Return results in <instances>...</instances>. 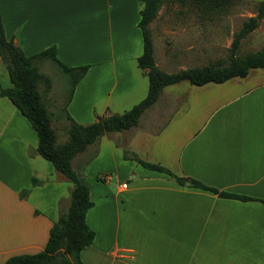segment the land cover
<instances>
[{
  "label": "crops",
  "instance_id": "1",
  "mask_svg": "<svg viewBox=\"0 0 264 264\" xmlns=\"http://www.w3.org/2000/svg\"><path fill=\"white\" fill-rule=\"evenodd\" d=\"M140 8L139 0H0L4 33L25 55L54 46L63 64L89 66L66 106L80 124L122 113L146 96L148 78L137 66ZM160 13L149 28L155 65L165 72L216 62L214 42L224 51L236 33L227 26L226 35L215 36L214 25L186 17L156 26ZM256 13L227 15L241 17L242 25ZM241 42L250 43V52L264 49V15ZM9 86L0 57V89ZM91 146L72 159L73 167L84 159L78 168L91 150L99 163L83 169L93 202L85 220L94 238L80 252L82 264H264L261 202L181 185L123 157L127 151L221 191L264 198V67L221 83L166 85L137 126L106 132ZM36 147L29 121L0 97V264L42 250L69 205L72 184Z\"/></svg>",
  "mask_w": 264,
  "mask_h": 264
},
{
  "label": "trees",
  "instance_id": "2",
  "mask_svg": "<svg viewBox=\"0 0 264 264\" xmlns=\"http://www.w3.org/2000/svg\"><path fill=\"white\" fill-rule=\"evenodd\" d=\"M141 3L140 28L143 41L142 54L137 58V66L148 78L146 96L122 113L106 112L98 115L88 124H80L67 115L69 121L66 129L67 138L58 143L57 135L52 128L51 115L42 100L38 83L43 82L45 88L50 87V79L41 72L37 65L38 59L50 58L60 67L70 79V94L76 83L85 75L88 65L67 66L60 62L55 54V47L51 46L33 55L24 52L8 39L4 33L0 15V57L6 63L11 86L0 89V97L8 98L30 123L37 136L36 153L49 161L53 168L72 184L69 205L49 229V235L43 249L33 254L13 255L2 264H82L80 252L90 245L94 238V231L87 225L85 216L93 205L89 196V188L82 169L72 166V159L89 145L94 144L106 132L122 131L137 126L142 113L152 106L158 99L162 88L166 85L187 81L193 85L207 82L221 83L233 77H244L252 68L264 67V49L238 55L240 39L253 30L258 20L264 15V0L256 7V16L244 21L228 48L227 60H217L214 63L200 67L180 69L175 72H165L155 65L153 57V43L148 25L156 17L161 0H139ZM185 2L186 0H177ZM229 0H207L209 4L221 6ZM125 159H133L142 166L162 172L177 183L210 191L219 197L234 198L242 201H259L264 207V198H255L221 191L202 183L199 180L178 176L169 169L156 163L143 161L135 154L124 151ZM99 178V177H98ZM39 181L31 178L32 184ZM26 190L19 192L24 197Z\"/></svg>",
  "mask_w": 264,
  "mask_h": 264
},
{
  "label": "rangeland",
  "instance_id": "3",
  "mask_svg": "<svg viewBox=\"0 0 264 264\" xmlns=\"http://www.w3.org/2000/svg\"><path fill=\"white\" fill-rule=\"evenodd\" d=\"M256 7L257 4L253 3L250 0H229L221 6H214L212 4H209L207 0H186L182 3L177 0H161L160 7L158 9V11L161 10V13L155 20V25L159 26L162 24H179V21H181L182 18L186 17L187 21H201V24L203 25H214V35L219 36V32L222 31V35L220 36H224L226 35V33L223 32H227V29H225L227 28V26H236V28L234 29L235 32H237L236 30H239L238 28L241 26L240 21L242 20V18L237 16H228V13H244L249 10H256ZM230 21H233V23H230ZM149 26L150 24L148 25V27ZM219 27H223L224 29L220 30ZM239 44V49L237 51L238 55H243L244 53L250 52L248 49V45L250 43L248 44L247 42H241ZM222 45H224V43H218V41L214 42V61L217 58L218 60L223 62L227 60L228 48L231 44L224 51ZM36 61L41 72H43L50 79L49 88H45L44 83L41 81L38 83V90L40 91L42 100L44 101L47 110L51 115L50 124L57 135V141L58 143H63L67 138L66 129L68 128L69 123L67 119V115H69V113L66 106H68L69 101L71 100L75 86L72 90L73 92L70 94L71 86L69 76L65 74L64 71L60 67H58L50 58H41ZM61 106L62 109H60ZM62 110L67 112L66 119L62 120L61 122H55L54 119L58 120V116L56 114H58L59 112L62 113ZM72 120L77 122L73 118ZM92 145H95L94 147H96V145H98V140ZM88 147L93 146L89 145ZM89 151V155H87V157L89 156V159L87 158L88 161L84 163L85 165L82 164L80 166L82 172L83 169L85 170V174L86 171L90 172L92 168L99 165L98 158L94 157V155L91 153V150ZM83 160L84 159L82 157H79L73 162L74 167L76 166L75 169H79L77 168V166L81 164ZM90 164L91 166L88 167Z\"/></svg>",
  "mask_w": 264,
  "mask_h": 264
},
{
  "label": "built area",
  "instance_id": "4",
  "mask_svg": "<svg viewBox=\"0 0 264 264\" xmlns=\"http://www.w3.org/2000/svg\"><path fill=\"white\" fill-rule=\"evenodd\" d=\"M122 185H123V186H125V185H126V183H122Z\"/></svg>",
  "mask_w": 264,
  "mask_h": 264
}]
</instances>
